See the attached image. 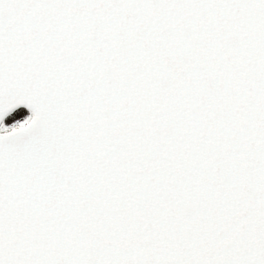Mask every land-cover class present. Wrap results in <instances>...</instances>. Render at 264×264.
Returning <instances> with one entry per match:
<instances>
[{"label": "snow or ice", "instance_id": "1", "mask_svg": "<svg viewBox=\"0 0 264 264\" xmlns=\"http://www.w3.org/2000/svg\"><path fill=\"white\" fill-rule=\"evenodd\" d=\"M0 264H264V0H0Z\"/></svg>", "mask_w": 264, "mask_h": 264}]
</instances>
